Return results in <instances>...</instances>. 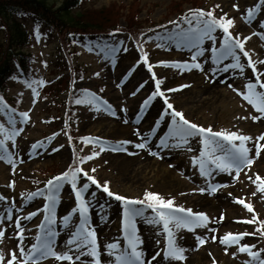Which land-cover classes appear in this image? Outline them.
Here are the masks:
<instances>
[{"label":"rangeland","instance_id":"rangeland-1","mask_svg":"<svg viewBox=\"0 0 264 264\" xmlns=\"http://www.w3.org/2000/svg\"><path fill=\"white\" fill-rule=\"evenodd\" d=\"M47 1L56 7L63 0ZM174 1L182 0H79L74 12L89 16L102 9L107 10V15L117 20L121 27L127 26L132 19L138 25L151 24L157 28L142 47L147 63L132 40L119 32L107 44L75 45L78 51L76 63L83 67L84 75L74 86L93 93L100 104L89 102L87 97L90 95L86 96L82 91L84 99L79 100L81 103L76 102L75 112L70 117L64 105L59 104L65 95L60 99L51 95L45 101L41 100L45 84L47 86L48 81L59 76L52 74L53 65L59 59L55 38L48 36L45 30L35 31L30 21H24L32 39L28 47L33 57L32 79L30 84L10 82L7 95L15 96L17 112L27 113V119H19L18 113L0 107V126L4 133L0 138L5 140L4 146L8 149L7 158L0 159V196L5 198L0 201V230L4 231L0 238V256L3 258L0 264H8L13 256L16 264H25L28 249L41 234L40 226L48 216L55 221L54 251L71 256V264H93L90 256H81L77 260L79 252L74 250L75 245L67 244L72 238L71 233L81 223L79 211H73L78 209V204L70 199L68 185L60 188V196L51 212L46 211L41 198L32 196L31 190L42 180L69 171L76 158L83 155L81 164L87 176L102 186L107 184L115 195L142 200L146 193L158 194L164 200H173L174 207L207 216L205 226L194 227L191 231L170 225L176 245L185 251L183 259L169 260L163 258L167 243L163 226L150 223L153 217L142 211L143 215L131 223L141 241L137 251L144 253L145 264H257L248 252L239 251L246 245H255L251 251L258 252L264 259V235L256 231L264 225V192H258L257 183H254L257 176L264 179V147L259 157L256 156L257 137L264 135V118L254 121L253 117L260 114L243 98L246 85L256 82L248 59L254 62L256 74L264 73V63H260L264 61V40L260 38L264 35L261 26L264 25V4L261 0H187L182 6L183 11L190 9L191 2L198 3L201 10H213L214 18L233 21L229 35L239 37L244 43V51L249 54L245 57L243 52L235 49L244 69L241 72L228 67L235 63L231 57L222 61L217 59L225 38L223 31L216 28L211 39L205 37L193 47V41L185 39V34H194L185 28L184 22L166 23L175 17L171 8ZM253 8L255 13L249 18L247 12ZM164 21L167 25L159 28ZM202 27L203 23L196 29ZM246 37L251 39L245 41ZM2 38L0 34V43ZM197 52L203 54L193 60ZM146 64L154 65L151 71ZM193 64H199L200 68H192ZM172 65H187L191 70L182 71L181 67ZM225 68L228 70L224 71ZM260 79L264 82V75ZM156 80L162 82L160 91L163 95H156ZM257 91L264 89L257 87ZM165 99L173 109L167 108ZM173 110L199 127L250 137L245 146L250 149L249 158L253 163L243 167L238 177L235 171H220L212 164L206 165L208 174L202 175L200 160L204 146L201 137L195 134L186 143L172 138L175 125L170 113ZM175 119L178 122V118ZM13 129L19 133L14 142L5 139ZM86 138L109 141L120 150L101 151V147L95 145L85 146L81 139ZM162 141L167 144L162 145ZM141 143L146 145L145 148L136 147ZM259 143L264 146V141ZM81 176L80 184L88 185L86 207L90 218L86 216L85 227L96 233L100 264H115L114 257L128 246V221H125L123 202L108 196ZM213 186L216 187L214 193L211 192ZM241 199L251 204L256 223L241 222L253 217V213L234 202ZM8 215L11 220L6 219ZM68 215L71 219L65 227L63 218ZM29 216L31 219H26ZM17 220L23 230L22 241L17 239L21 234L16 228ZM245 232L250 235L244 236L238 244L220 242L228 234ZM197 237L204 240L203 245L198 243ZM111 243L118 244L119 248L109 256L107 245ZM21 249L24 250L23 257ZM158 252L160 256L152 260ZM40 264L70 262L47 258Z\"/></svg>","mask_w":264,"mask_h":264},{"label":"snow or ice","instance_id":"snow-or-ice-1","mask_svg":"<svg viewBox=\"0 0 264 264\" xmlns=\"http://www.w3.org/2000/svg\"><path fill=\"white\" fill-rule=\"evenodd\" d=\"M261 3L264 4V0H261ZM219 7V6H217ZM236 7V6H234ZM255 13V8L249 9L247 12V16L251 18ZM194 17L201 20L203 22V27L193 31L195 34L189 36L185 34V39L193 41L192 46L195 47L196 44L203 41L205 37L211 39V33L217 28H221L225 33L224 42L221 45V49L217 54V59L222 61L228 59L229 57L232 58L235 63L230 64L228 67L238 69L243 72V66L240 63V57L236 54L235 49H239L243 52L245 57H249L248 52L244 51V43L240 41L239 37L233 38L229 35L230 27L234 26V23L231 19L225 20V18L221 17L220 19L213 18V12L208 11L205 13L202 10H195L193 13ZM207 17V19H204ZM187 19V17H186ZM247 22V21H246ZM264 27V25H261ZM256 35V33H253ZM260 38L264 40V35H261ZM251 39V37H246L245 41ZM203 53L197 52L192 57L193 60L196 59L197 56L202 55ZM145 63H147V56L144 57ZM260 63H264L261 61ZM167 66V65H165ZM173 67H181L179 65H172ZM192 68L199 69V64H193ZM248 67L252 68L253 73L255 75L256 82L255 83H248L246 85V94L243 95V98L250 104L252 107L258 112L260 115L253 117V120H259L264 118V91L258 92L257 87L260 89H264V82H261V75L264 73L256 74L257 70L255 68L254 62L249 58L248 59ZM181 70H188L190 71L187 65L181 67ZM228 68H225L224 71H227ZM151 71V67L149 68ZM161 81H157L156 84V95H163L160 92V84ZM184 87H188L185 85ZM179 89H170L169 91H177ZM95 99V97H92ZM82 101H77V103H81ZM90 102V101H89ZM147 103V101L145 102ZM164 103L167 105L168 109H173V105L168 103L167 99L164 100ZM0 107H4L2 104V100H0ZM143 110V109H142ZM171 116L173 119V124L175 128L172 132V138L179 139L182 143H186L188 138L192 137L195 134H198L201 137L202 144L204 146V151L201 152V157L203 159L200 160V167L202 175H207V168L206 165L212 164L220 171H235L237 177L239 176V172L242 170L243 167L250 166L253 163V160L249 158L250 149L245 146V142L249 141L251 138L245 135H239L237 133H225V132H214L211 128L205 129L203 127H199L196 124L189 122L185 119L184 115L177 111H172ZM24 120L27 119V113L21 114ZM175 118H178V122ZM3 128L0 126V135H3ZM19 133L13 129V131L9 135H5V139H13ZM239 141V144L236 143ZM259 141H264V135L257 137V144H256V156L259 157L260 151L262 146ZM93 141H85V143H89ZM95 143H100L99 141H95ZM5 140L0 139V159H6L8 149L4 146ZM162 145H166L167 141H162ZM145 144L141 143L136 145L138 148H145ZM35 148L36 146L33 145ZM104 148H101L103 151ZM221 153V154H217ZM151 154V153H150ZM207 157H211V159H207ZM93 157H87L86 159H92ZM10 162V161H9ZM95 171V169H93ZM81 170L76 168L75 170H69L64 172L62 175L55 177L53 180L48 182V191L49 195L47 199L50 201V205L48 206V210L51 211L54 209L55 204L57 202V196L59 193L60 188L63 186L65 182L71 183L73 191L75 193L78 209H74L73 211H79L81 223L77 227L76 231L71 233V239L67 241L68 245H75V251L79 252V255L76 256V259L79 260L81 256H90L92 257L93 264H100V260L97 256V241H96V233L94 231H89L85 225L87 224V212L88 208L83 203L82 193L87 190L88 185L84 184L82 188L77 189L76 187V179L77 173H80ZM87 179L93 184L96 185L97 188H101L108 196L114 197L118 201H122L125 205H128L124 209L125 218L128 221V230L126 239L128 241V246L125 248L120 255H116L114 257L115 264H145L143 260L144 253L141 251H137V248L141 241L139 240L138 236L136 235L135 226L131 223V221L143 215L142 210L140 208L134 207L135 205H145L146 207L151 208L152 211L155 213V217L150 221L153 224H160L162 223L164 232L167 236V243L166 248L163 253L164 259H172L175 258L177 260L183 259V252L185 249L179 247L175 243L174 232L170 225L174 226L176 229L187 228L188 230H193L194 227H202L205 226L207 223V216L203 213H193L192 210L188 209L185 210L181 207H174V201L164 200L158 194L153 193H146L143 200H130L119 195H115L112 193L107 184L101 186L93 177L87 176L84 173ZM254 183H257V191L264 192V179L257 176ZM203 191V190H201ZM216 187H211V192H215ZM36 195H43V193H33L32 196L35 197ZM255 195V193H253ZM4 197L0 196V201H4ZM236 203L241 204L244 206L250 213H253V217L251 220L241 221L242 223L252 224L257 222V218L254 214V209L248 203H245L244 200H236ZM166 210V211H165ZM34 215V214H33ZM158 217V219H156ZM6 219L11 220V215H8ZM26 219H31V216L26 217ZM71 219V215L65 216L63 218L64 225L67 227L69 220ZM223 219V217H221ZM55 221L48 216L45 218V222L40 226L41 234L37 235L36 242L28 249L27 259L25 260V264H40V261L47 259V258H55L58 261H69L70 264L72 262V257L69 256L67 253L58 254L54 251V237L56 235L53 225ZM16 228L20 230V235L17 237L19 240H23V230L21 228L19 220L16 221ZM261 235H264V225L256 229ZM250 235L249 233L245 232L241 235H233L228 234L221 239V243L225 245H234L238 244L239 241L244 237ZM4 236V231L0 230V238ZM215 239V237H213ZM197 241L200 245H203L204 240L200 237H197ZM255 247L252 246H242L239 248L241 252H248L251 259L256 261L257 264H264V259L260 258V254L258 252L251 251V248ZM109 251V256H112V253L115 252L119 245L115 243H111L107 245ZM82 249H87L86 251H82ZM130 249V251H129ZM21 256H24V250L21 249ZM157 256H160V253H156L152 256V260H156ZM2 256H0V262H2ZM8 264H16L15 257L8 261ZM150 264V262H149Z\"/></svg>","mask_w":264,"mask_h":264},{"label":"trees","instance_id":"trees-1","mask_svg":"<svg viewBox=\"0 0 264 264\" xmlns=\"http://www.w3.org/2000/svg\"><path fill=\"white\" fill-rule=\"evenodd\" d=\"M186 2L187 0L173 2L171 8L175 11L173 12L176 15L175 19L188 25L201 21L193 15L195 10H201L200 5L191 2L190 9L182 11V6ZM78 3L79 0H63L59 6L52 7L47 0H0V34L3 36L0 43V100L3 104L16 102L13 96L7 95L10 82H29L32 77L33 57L28 50L32 39L24 21H30L35 31L45 30L48 36L55 38L59 59L53 65L55 70L52 74L56 73L59 76L47 82L42 100L51 95L56 99L65 95L59 104L64 105L68 117L75 110L76 102L84 98L80 88L74 86V83L81 81L84 75L83 67L76 63L78 51L75 45L114 38L115 33L120 32L128 35L141 49L143 43L157 28L150 26L151 24L138 25L139 23L133 22L132 19L127 26L121 27L117 20L107 15V10L102 9L93 11L89 16L83 15L78 11L74 12ZM163 25L164 22L158 27Z\"/></svg>","mask_w":264,"mask_h":264}]
</instances>
